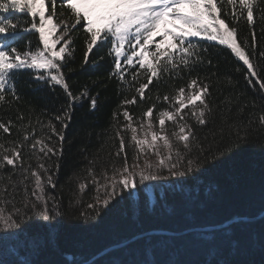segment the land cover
Segmentation results:
<instances>
[{
  "label": "trees",
  "instance_id": "obj_1",
  "mask_svg": "<svg viewBox=\"0 0 264 264\" xmlns=\"http://www.w3.org/2000/svg\"><path fill=\"white\" fill-rule=\"evenodd\" d=\"M220 6L221 18L231 25V17L225 16L223 9L231 13L232 6L227 5L226 0ZM61 12L63 15H60ZM57 14V19L74 22L66 6L59 2ZM0 15H7L14 23L19 21L22 25L31 22L26 13ZM237 27L241 40L245 37L251 40L246 13ZM262 28L264 25L259 22L257 11L254 63L259 65L257 70L264 77V60L260 59V52L264 51ZM72 37L73 56L62 70L73 95H79L87 86L89 97L77 102L71 109L72 119L65 130L63 156L54 176L56 187L47 190L59 201L60 216L45 221L29 212V216L21 221L20 229L5 232L0 228V264H84L104 249L148 232L150 234L113 248L86 264H264V214L261 215L264 213V129L258 126V117L264 114V91L259 89L258 84L249 85L245 80L246 66L237 61L230 50L202 40V46L208 47L204 55L212 60L215 67L201 66L191 74L181 70V75L175 78L164 75L159 82L154 81L145 90V99L141 101L135 89L140 82H147L143 77L134 82L131 76L134 69H128V83L121 84L118 79L109 78L113 63L107 55V48H94L89 54L88 64L82 67L86 44L80 25L76 26ZM5 40H11L21 51L26 49V42L30 41L31 47L35 49L39 45V34L18 30L13 35H0V43ZM237 68L240 70L237 71ZM211 72L217 75L210 77ZM197 76L201 78V83L209 82L204 78L210 77L211 94L207 99L214 106L207 126L197 124L191 115V108L184 109L186 122L192 126L204 149L201 155L199 148L194 146L191 153L193 158L204 160L201 166L183 177H170L164 171L161 173L164 178L146 182L153 188V202L148 199L144 183L131 191L119 192L107 206H101L99 212L89 209L87 205L95 203L97 195L96 185L90 183L93 176L103 184L104 174L107 173L109 177L112 175L113 160L117 161L118 166L123 164L124 154L115 156L119 147V138L115 136L117 129L121 130L125 138L128 164L131 166L135 162L134 142L133 146H128L132 133L123 130L128 124L122 115L123 111L130 113L133 125L138 128L141 120L149 119L143 117V112L155 104L151 119L157 129L158 112L168 108L170 103L165 102L163 96H174L182 86L187 89L190 79ZM225 77H231L232 83H227ZM17 91L19 100L12 101L8 96V103H0V121L13 122L10 134L0 131V143L11 147L17 141H23L24 133L27 132L30 139L23 148V159L26 165L37 168V156L43 157V153L39 152L37 146L33 154L27 145L39 138H44L45 143L50 145L58 143V138L52 135L47 125L51 120L57 131L61 129L62 125L55 120V115L62 105L67 106L68 98L59 86L55 89L36 87L32 73L27 69L18 74ZM97 94V106L92 110L90 98ZM133 96L136 97V103L122 104L125 98L132 99ZM226 97L236 101L228 114V123L234 120L244 124L253 121L245 141L238 142L235 130L221 121L219 109L227 107L221 104ZM239 108L243 111L238 112ZM21 114L22 121L18 119ZM221 127L222 135L219 132ZM165 129L169 136L177 130L170 121H166ZM213 132L216 133L215 138ZM179 147L183 150L182 145ZM146 159L154 162L156 157L142 156L139 163L142 165ZM42 162L50 169V173L55 171L57 161L51 154L43 158ZM12 172L10 166L0 170V188L8 183V174ZM12 179L18 181L21 177L12 175ZM81 182L86 185L83 191L79 189ZM25 184L30 192L32 178ZM13 198L15 206L21 207L24 199L22 187L18 186ZM0 207L10 211L12 204ZM236 217L251 220L236 221L214 230H196L220 225ZM157 231L176 234L165 235Z\"/></svg>",
  "mask_w": 264,
  "mask_h": 264
},
{
  "label": "snow or ice",
  "instance_id": "obj_2",
  "mask_svg": "<svg viewBox=\"0 0 264 264\" xmlns=\"http://www.w3.org/2000/svg\"><path fill=\"white\" fill-rule=\"evenodd\" d=\"M58 2L69 10L73 23L57 19ZM223 3L224 0H0V13H26L31 18L30 24L22 25L19 21L14 23L7 15H0V35H13L18 30L39 34V45L35 49L31 47L30 41L26 42V49L23 51L11 40L0 43V103H8V96L12 101L20 99L17 91L18 74L25 69L31 71L36 87L48 86L55 89L59 86L68 98L67 106L62 105L55 115V120L62 125L61 129L57 131L51 120L47 125L52 135L58 138V143L50 145L45 143L44 138H39L27 145L33 154L37 146L39 152L43 153V157L37 156V168L26 165L23 159V148L30 139L27 132L24 133L23 141H17L11 147L0 143V170L6 166L13 170L8 174V183L0 188V205L12 204L10 211L6 207H0V228L5 232L20 229L21 221L29 216V212L45 221L60 216L59 201L47 190L56 187L54 176L59 170V161L63 156L65 130L72 119L71 109L77 102L89 97L87 86L79 95H73L62 70L73 56L72 32L77 25L82 27L85 34L86 50L82 67L88 64L89 54L94 48H107V55L112 58L113 63L109 78H116L121 84L128 83L126 73L128 69H134L131 72L134 82H138L140 77L147 81L140 82L135 89L141 101L145 99V90L149 89L154 81L159 82L164 75L175 78L181 75V70L191 74L201 66L214 68L212 60L204 55L208 52V47L202 46V40L208 41L209 44L214 42L215 45L230 50V54L246 66L244 78L248 84H258L259 89L264 91V77H261L257 70L259 65L254 63L257 48L254 23L258 11L259 22L264 25V0H226L227 5L232 6V11L229 13L226 8L223 11L225 16L230 15L231 25L221 18L220 5ZM245 13L246 22L251 29V40L248 37L241 40L238 36L237 23L245 18ZM157 37L159 39H156ZM260 59L264 60V51L260 52ZM239 70L237 68V71ZM216 75V72L210 73V77ZM210 77H205L209 82L204 83L200 82L199 76L192 78L187 84V89L182 86L176 90L174 96H163V100L170 103L168 108L158 112L159 130H154L151 119L155 104L143 112V117L149 119L141 120L138 128L133 125L130 113L123 111L122 115L128 121L123 130H130L132 133L128 146H133L134 142L135 162L131 166L128 164L125 138L121 135V130L117 129L115 136L119 138V147L115 156L120 157L123 153V164L118 166L114 159L111 164L112 175L109 177L105 173L103 184L93 176L90 183L96 185L97 195L95 203L87 205L89 209L99 212L101 206H107L119 192L131 191L145 182L158 181L164 178L161 175L164 171H167L170 177H183L201 166L204 160L200 157L193 158L191 153L194 146L199 148L201 155L204 149L200 146L192 126L186 122L184 109H192L191 115L198 125L209 124L208 117L212 116L214 111V106L210 105L207 99L211 94ZM225 79L227 83H232L231 77ZM98 99V94L91 96L90 109L96 108ZM172 101L174 103H171ZM134 103L135 96L122 101L124 105ZM235 103L231 97H226L221 104H226L227 107H221L219 111L222 123L235 130L237 141L240 142L247 139L248 129L253 121L249 120L247 124L239 120L228 123V114ZM242 111V108L238 109V112ZM18 119L22 121L23 115ZM166 121L176 126L177 130L173 131L171 136L165 129ZM12 126L11 120L0 121V131L5 134H10ZM258 126L264 129V114L259 115ZM219 132L223 134V127ZM34 133L33 129V135ZM212 135L215 138L216 133L213 132ZM49 154L57 161L55 171L51 173L42 162ZM145 155H154L156 160L153 162L146 159L141 165L140 158ZM89 174L91 175V169ZM12 175H18L21 179L13 180ZM30 177L33 186L29 192L25 181ZM18 186L22 187L24 192L21 207L15 206L13 198ZM85 187V183H79L81 191Z\"/></svg>",
  "mask_w": 264,
  "mask_h": 264
},
{
  "label": "water",
  "instance_id": "obj_3",
  "mask_svg": "<svg viewBox=\"0 0 264 264\" xmlns=\"http://www.w3.org/2000/svg\"><path fill=\"white\" fill-rule=\"evenodd\" d=\"M264 213H262L261 215H263ZM248 221V220H251V218H246V217H236V218H233L223 224H220V225H215V226H209V227H203V228H198L196 230H201V231H204V230H214V229H219V228H222V227H226L228 226L229 224L233 223V222H236V221ZM156 233H160V234H165V235H175L176 233H173V232H169V231H157ZM145 234H150V232L148 233H144L142 235H145ZM142 235H137L135 237H133L132 239L128 240V241H125V242H122L120 244H117V245H114V246H111V247H108L106 249H104L103 251H101L99 254H97L96 256H94L93 258H91L90 260H88L86 263L90 262L92 259L106 253L107 251L113 249V248H116V247H119V246H123L125 244H127L128 242L130 241H133L134 239L138 238L139 236H142ZM84 263V264H86Z\"/></svg>",
  "mask_w": 264,
  "mask_h": 264
},
{
  "label": "rangeland",
  "instance_id": "obj_4",
  "mask_svg": "<svg viewBox=\"0 0 264 264\" xmlns=\"http://www.w3.org/2000/svg\"><path fill=\"white\" fill-rule=\"evenodd\" d=\"M156 39H159L158 37ZM154 47V45L152 46ZM159 125L157 126V129L154 127V130H159ZM139 138H142V137H139ZM145 192L148 196V199L150 202H153L154 201V192H153V188L151 186V184L145 182Z\"/></svg>",
  "mask_w": 264,
  "mask_h": 264
}]
</instances>
